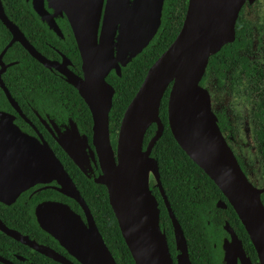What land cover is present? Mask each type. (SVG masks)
<instances>
[{"label":"water","instance_id":"obj_1","mask_svg":"<svg viewBox=\"0 0 264 264\" xmlns=\"http://www.w3.org/2000/svg\"><path fill=\"white\" fill-rule=\"evenodd\" d=\"M167 0H48L49 7L66 15L83 59L84 78L70 83L88 105L93 118V146L77 134L63 135L61 146L77 167L96 185L107 188L110 205L136 264H175L168 238L161 228V210L153 194L157 187L169 212L177 264H192L187 241L161 183L152 152L163 136L162 100L170 88L168 122L186 155L215 183L235 210L264 264V187L249 179L220 130L210 90L202 83L210 58L236 40L243 6L256 0H189L183 26L174 42L149 68L125 110L115 149L110 112L116 89L107 82L114 72L134 63L159 36ZM36 9L53 21L37 0ZM0 9V16L4 19ZM156 131L145 148L151 126ZM100 163L95 176L91 160ZM56 182L62 195L83 208L85 222L69 205L49 201L35 213L40 227L81 264H118L107 247L73 179L48 144L22 134L12 117L0 115V203L10 206L38 184ZM0 228L19 239L1 222ZM224 264H252L241 241L230 231ZM67 264L48 248H37Z\"/></svg>","mask_w":264,"mask_h":264},{"label":"flooded vegetation","instance_id":"obj_2","mask_svg":"<svg viewBox=\"0 0 264 264\" xmlns=\"http://www.w3.org/2000/svg\"><path fill=\"white\" fill-rule=\"evenodd\" d=\"M43 1L45 9L53 17L52 22L45 20L38 13L37 0H0V9L4 13V19L0 16V115L12 117L13 123L22 134L39 142L45 141L61 161L58 152L65 151L60 142L63 135H67L73 127H76L77 134L83 141L87 139L88 144L95 150L93 118L85 100L70 83L71 77L84 78L83 59L71 24L66 15H61L56 9L49 7L48 0ZM236 30L239 31L240 40L236 35V40L232 43L235 46L230 48L231 50L222 52L228 46L226 45L213 56L202 83L210 90L214 112L227 144L243 171L253 181L252 175L260 171L262 174V164L253 127V103L256 98L250 91L253 86L249 84L243 70L247 63L264 61V50L260 45L264 37V0H256L254 4L247 3L243 6ZM116 125L114 123L115 127ZM120 126L116 132L115 128H110L115 149ZM252 155H256L257 160L251 158ZM151 156L153 157V152ZM90 162L94 175L100 176L102 170L98 158ZM67 173L69 174L68 171ZM69 176L72 178L70 174ZM84 176L95 184L87 175ZM198 178H203V175ZM74 183L77 186L75 181ZM57 187L56 182L38 184L24 191L14 204L7 206L0 203V222L19 238L0 228V264H65L37 249L42 247L53 251L67 264H81L40 227L36 218L35 211L40 204L56 201L69 205L85 222L87 221L82 206L59 193ZM152 189L157 200L158 194L163 199L157 187ZM193 190L197 200L210 197L214 202V208L209 211L205 220V231L212 248L209 259L216 264H224V249L232 243L230 231H233L241 241L247 258L252 264H257L252 253L246 248L238 226H235L234 216L227 215L230 214V207H233L226 197L223 194V197H211V192L200 185H195ZM89 210L94 218L90 208ZM186 241L189 251L187 238ZM255 254L260 264L256 250ZM189 256L192 262L190 251ZM172 257L177 264V251ZM237 264H242L239 258Z\"/></svg>","mask_w":264,"mask_h":264},{"label":"trees","instance_id":"obj_3","mask_svg":"<svg viewBox=\"0 0 264 264\" xmlns=\"http://www.w3.org/2000/svg\"><path fill=\"white\" fill-rule=\"evenodd\" d=\"M188 4L189 0H167L163 26L159 36L135 59L132 65L123 69L121 77L112 73L107 78V81L116 89L110 113L111 127H113L112 129L115 128V132L121 124L125 110L142 85L149 68L169 48L179 34L186 17ZM236 35L237 39L240 40L239 31L237 30ZM260 45L264 50V37ZM234 46L235 44H230L222 52ZM212 60L213 57L210 59V62ZM243 72L244 74L246 73L249 84L253 86L250 91L256 98L253 103V127L258 145L259 160L262 164V174L264 176V61L247 63L244 66ZM169 93L170 88L162 100L160 113L165 130L153 150V157L159 162L162 185L171 208L188 240L193 264H205V262L216 264L209 259L212 255V248L205 231V220L208 218L209 211L214 208V202L210 197L209 199L212 202L207 197L200 200H197V197L194 198L195 191L193 187L200 185L206 191L211 192V197L223 196L215 183L186 155L176 142L168 122ZM114 123L117 124L116 127ZM155 131L156 125L151 126L147 131L145 147L148 145ZM58 156L66 170L77 183L83 198L94 215L104 241L117 263L136 264L125 243L117 218L110 205L107 188L90 182L62 150H59ZM199 175H203V178H198ZM158 200L161 209V228L167 235L172 254L175 255L176 248L172 223L164 201L159 194ZM262 200L264 202V195ZM231 214L235 218V226H238V232L244 240L246 248L252 253L253 258L258 264L255 249L249 235L233 208L230 207V214L227 215L230 216ZM230 222L233 224L232 220Z\"/></svg>","mask_w":264,"mask_h":264},{"label":"rangeland","instance_id":"obj_4","mask_svg":"<svg viewBox=\"0 0 264 264\" xmlns=\"http://www.w3.org/2000/svg\"><path fill=\"white\" fill-rule=\"evenodd\" d=\"M248 151H250V150H248ZM250 154V153H249ZM256 155H252L251 156V158H254V159H256ZM257 160V159H256ZM258 168H260V167H258ZM260 170V169H259ZM252 179H253V181L259 186V187H264V177L262 176V174H261V171L258 173V172H256L255 173V175H252Z\"/></svg>","mask_w":264,"mask_h":264}]
</instances>
